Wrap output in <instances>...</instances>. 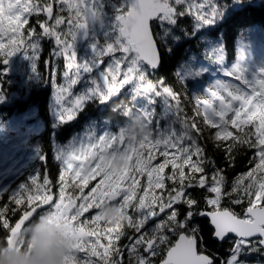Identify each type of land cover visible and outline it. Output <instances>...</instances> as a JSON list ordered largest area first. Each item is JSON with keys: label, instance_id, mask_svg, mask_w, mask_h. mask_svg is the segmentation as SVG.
I'll use <instances>...</instances> for the list:
<instances>
[{"label": "snow or ice", "instance_id": "obj_1", "mask_svg": "<svg viewBox=\"0 0 264 264\" xmlns=\"http://www.w3.org/2000/svg\"><path fill=\"white\" fill-rule=\"evenodd\" d=\"M219 7V0H0V62L26 52L43 78L38 58L49 43L61 121L88 102L114 108L118 95L151 121L160 101L175 117L135 149L113 152L111 133L89 134L56 154L55 178L46 170L0 187V243L22 246L27 225L49 211L76 237L69 264H264V68L249 78L237 65L194 98L191 116L181 83L151 78L185 21L214 22ZM133 152L134 163L141 155L147 163L109 181V161ZM241 155L247 167L233 175ZM106 201L122 215L102 213ZM206 229L228 245L223 255L207 247Z\"/></svg>", "mask_w": 264, "mask_h": 264}, {"label": "rangeland", "instance_id": "obj_2", "mask_svg": "<svg viewBox=\"0 0 264 264\" xmlns=\"http://www.w3.org/2000/svg\"><path fill=\"white\" fill-rule=\"evenodd\" d=\"M264 1V0H258ZM215 13L214 22L204 21L202 24L196 19V31L201 29H208L214 26L218 21L222 20L227 15L226 7L220 5L218 9L214 8L211 10ZM48 44V55L51 45ZM44 43L43 50L40 53L38 62L42 58L44 53ZM208 60L210 63H199L196 60H191L188 64L186 63L182 69V77L184 80L190 79L197 81L199 77L204 75L215 76L211 78L210 82L206 87L197 90L193 96L192 100L194 103V98L200 96L206 92V90L217 82L225 80L227 73L233 72L236 67H233L231 71H227L224 68L225 55L224 50L221 47L219 41L212 42L210 44L208 52ZM239 63L242 68L245 69V75L249 78H255L260 69L264 68V32L258 28H252L248 30L245 37L242 39L239 46ZM45 71L49 74V85L51 87V100L49 105V114L52 120V128L57 130L58 126L65 125L68 123H74L78 119L79 113L74 117L72 121H61L57 112L56 102H55V92L56 83L50 82V72L52 60L46 59ZM49 62V63H48ZM35 61L28 56L26 52L18 51L12 55L7 63H4L2 72L4 74L12 76V84H16L19 90H25V96L23 100L27 98L30 90L37 84L39 75H37L33 70V65ZM48 63V65H47ZM61 65V69L57 73V83H63L62 77V58L58 61ZM187 66V67H185ZM38 67V65H37ZM221 68L222 73L216 72V68ZM215 69V70H214ZM215 72L211 74V71ZM46 86V84H45ZM80 87L77 86L75 91H79ZM118 97V96H117ZM132 105L128 106L127 109L123 111L125 118L122 123H115L106 119H91L86 120L87 125L74 136L67 143H54V153L67 151L71 147L78 146L79 142L84 140L89 134H100L102 131H106L112 134L113 137V152L117 150H122L124 147L131 146L132 148H139L143 146L147 141L154 139L157 136L158 124L161 130L166 129L172 120L175 119L174 115L167 112L163 106V101L157 103L155 111L157 115L154 117L153 121L149 120L142 112L137 111L133 106L134 101L130 98ZM96 108H103L98 102H88ZM87 103V104H88ZM3 97L0 94V106H4ZM44 121L38 116L36 109H30L29 113L13 115L7 121H4L3 116L0 115V187H10L11 183L15 182L17 179H22L14 188L18 187L20 184L28 181L29 177L37 174L35 167L32 165L36 158H38L39 150L36 146L30 144V138L35 135H39L45 129ZM136 153L133 152L126 157L114 156V158L109 161L107 168L111 169L109 172L108 180L110 181L113 176L118 178L122 173H126L129 169L135 167L136 165H142L147 163L141 155L138 159L133 162V158ZM57 160V159H56ZM59 163L60 161L57 160ZM29 170L27 174L26 171ZM11 188V187H10ZM102 213H105L108 218L116 219L122 215V209L110 202H104L101 205ZM54 219L57 222L58 227L63 228V233L70 239V249L69 255L65 256V264H69V257L72 254L74 243L76 237L73 235L70 226L66 221L49 211H45L40 217L34 219L23 233L24 244L26 243V236L30 233L32 227L35 226L38 219L43 218ZM216 241L214 238H212ZM220 244L223 242L216 241ZM258 259L259 257L254 255L251 259Z\"/></svg>", "mask_w": 264, "mask_h": 264}, {"label": "trees", "instance_id": "obj_3", "mask_svg": "<svg viewBox=\"0 0 264 264\" xmlns=\"http://www.w3.org/2000/svg\"><path fill=\"white\" fill-rule=\"evenodd\" d=\"M219 4L226 7L227 15L214 26L197 31L194 18L189 17L183 28L177 30L172 36L170 41L173 48L172 54L163 58L159 70L151 76L153 80L166 78L167 83L176 89H180V83L183 85L186 96L182 101V106L190 116L194 111V103L188 97L192 98L197 90L206 87L211 78L215 76L204 75L199 77L197 81L184 80L181 72L183 66L191 60L203 64L210 63L208 60L210 44L219 41L225 55L224 68L229 72L233 67L240 65L238 60L239 46L246 32L252 28H258L264 32V1L219 0ZM48 47L49 45L44 43V53L38 62V71L42 73L43 78L39 76L37 84L31 88L24 100L25 90H19L16 84H12V76L2 72L4 63L0 62V94L5 103L4 106H0V115L3 116L4 121H7L13 115H25L29 113L30 109H36L38 116L45 123V129L39 135L30 138V144L36 146L39 150L38 158L35 159L32 165L35 167L36 173L40 171L43 173L47 170L49 178L53 179L58 174L60 164L55 158L54 143H67L74 134L80 132L87 125L86 120L106 119L113 124L122 123L125 118L123 111L132 105V102L129 96L118 95L115 98L114 108H96L88 103L80 111L77 121L62 124L56 128L57 130H54L49 114L52 93L49 85V74L45 71L46 62H44V60L49 59ZM214 70L211 71V74L215 71L218 73L223 71L219 67ZM42 156L47 157V162L41 158ZM245 167H247V160L244 155H241L238 157L236 169L232 174L235 175L236 171ZM26 173L28 174L29 170ZM20 178L11 183L10 187L14 188L22 179H25L23 176ZM53 191H56V189L54 188ZM198 222L203 225L207 224V221L203 218H199ZM203 235L209 240L207 247L210 250L217 251L221 255L224 254L225 249L228 247L226 243L220 244L214 241L210 238L207 229Z\"/></svg>", "mask_w": 264, "mask_h": 264}, {"label": "clouds", "instance_id": "obj_4", "mask_svg": "<svg viewBox=\"0 0 264 264\" xmlns=\"http://www.w3.org/2000/svg\"><path fill=\"white\" fill-rule=\"evenodd\" d=\"M69 245L63 228L45 217L37 220L22 246L0 243V264H65L64 258L71 252Z\"/></svg>", "mask_w": 264, "mask_h": 264}, {"label": "water", "instance_id": "obj_5", "mask_svg": "<svg viewBox=\"0 0 264 264\" xmlns=\"http://www.w3.org/2000/svg\"><path fill=\"white\" fill-rule=\"evenodd\" d=\"M217 241V240H216ZM219 242H221V241H219ZM222 243V242H221Z\"/></svg>", "mask_w": 264, "mask_h": 264}, {"label": "flooded vegetation", "instance_id": "obj_6", "mask_svg": "<svg viewBox=\"0 0 264 264\" xmlns=\"http://www.w3.org/2000/svg\"><path fill=\"white\" fill-rule=\"evenodd\" d=\"M29 225V224H28ZM256 259V258H255Z\"/></svg>", "mask_w": 264, "mask_h": 264}, {"label": "bare ground", "instance_id": "obj_7", "mask_svg": "<svg viewBox=\"0 0 264 264\" xmlns=\"http://www.w3.org/2000/svg\"><path fill=\"white\" fill-rule=\"evenodd\" d=\"M260 258V257H259Z\"/></svg>", "mask_w": 264, "mask_h": 264}]
</instances>
